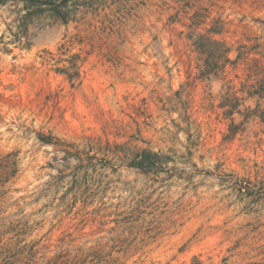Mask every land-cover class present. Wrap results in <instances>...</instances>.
I'll return each mask as SVG.
<instances>
[{
    "label": "rangeland",
    "instance_id": "obj_1",
    "mask_svg": "<svg viewBox=\"0 0 264 264\" xmlns=\"http://www.w3.org/2000/svg\"><path fill=\"white\" fill-rule=\"evenodd\" d=\"M33 3L0 4V264H264V0Z\"/></svg>",
    "mask_w": 264,
    "mask_h": 264
},
{
    "label": "trees",
    "instance_id": "obj_2",
    "mask_svg": "<svg viewBox=\"0 0 264 264\" xmlns=\"http://www.w3.org/2000/svg\"><path fill=\"white\" fill-rule=\"evenodd\" d=\"M5 1L6 0H0V4H3ZM32 1L34 2L32 5L38 7V9L35 10V12L45 11L46 9L42 5L48 6L47 9V11H49V14L47 16L48 18L51 17L52 19L60 21L63 24H67L68 22L73 21L75 19V15H76L75 11L76 9H78V7L80 8V7L90 6L91 3L93 2L96 3L97 0H32ZM214 31L215 29L209 28L207 30V33H200V32L197 34L195 33L193 38H194V42L196 44L201 45L205 51H208L209 52L208 54L210 56L214 53L215 56L220 59L224 53L223 52L224 50L222 51L223 45L219 43L218 40H216L211 36V33H214ZM217 64L218 63L215 62L214 65ZM58 71L65 72L63 68ZM163 156L164 155H162L159 152H155L148 149H141L131 157L129 165L141 171L149 172L151 170L158 169L161 166H157V165L166 162Z\"/></svg>",
    "mask_w": 264,
    "mask_h": 264
}]
</instances>
